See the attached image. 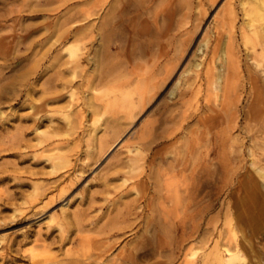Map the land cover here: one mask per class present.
Returning <instances> with one entry per match:
<instances>
[{"label": "rangeland", "instance_id": "374dc122", "mask_svg": "<svg viewBox=\"0 0 264 264\" xmlns=\"http://www.w3.org/2000/svg\"><path fill=\"white\" fill-rule=\"evenodd\" d=\"M262 1L0 0V264H264Z\"/></svg>", "mask_w": 264, "mask_h": 264}, {"label": "bare ground", "instance_id": "6f19581e", "mask_svg": "<svg viewBox=\"0 0 264 264\" xmlns=\"http://www.w3.org/2000/svg\"><path fill=\"white\" fill-rule=\"evenodd\" d=\"M261 3H264V1H262ZM241 5H242V7H245L246 3L243 2V3H241ZM246 14H247V12H246ZM249 14H250L251 18H254V19L264 18V15H262L261 11L255 7H251V9L249 10ZM235 17L236 16H235L234 8L232 6L227 7L226 10L224 11L223 15H222L221 25L223 27H229L230 28L235 21ZM217 47L213 48V56L211 59L214 60V59L219 58L220 60H222V62H221L222 64H220L221 66L218 68L216 66H212V65L210 67L208 66L209 67L208 72L210 75L209 80L211 81L212 89L216 91L215 92L216 94H218L217 91L225 90V89H223L224 88L223 85L225 86L226 82L228 81L229 70H231V69L233 70V68L235 69L237 67V59L234 56H232L226 48H222V50H220L221 55H218L216 53ZM67 51L69 52L70 57L75 59V61L78 60V58L80 57L79 53H78V48L76 46H71V47L67 48ZM262 52H264V50H262ZM262 55H264V54H262ZM211 59H210V62H211ZM173 91L171 92V94L173 93ZM120 142L121 141H119L118 143H115L110 148V150H112L113 148L118 146ZM258 174L261 178H264V168H258ZM222 253L223 252H221V251H218L216 253L217 261L215 262V264H236L237 262H244V260H245L239 252L232 253L229 251V249L228 250L226 249L225 250L226 254H222Z\"/></svg>", "mask_w": 264, "mask_h": 264}]
</instances>
